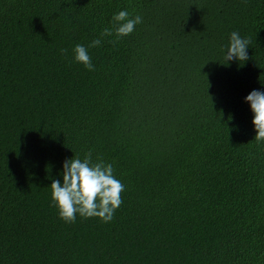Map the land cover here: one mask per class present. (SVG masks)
Listing matches in <instances>:
<instances>
[{
  "label": "trees",
  "instance_id": "trees-1",
  "mask_svg": "<svg viewBox=\"0 0 264 264\" xmlns=\"http://www.w3.org/2000/svg\"><path fill=\"white\" fill-rule=\"evenodd\" d=\"M121 9L143 21L89 49ZM248 60L223 63L229 34ZM60 49H64L63 53ZM264 0H0V264H264ZM125 185L112 221L67 223L62 162Z\"/></svg>",
  "mask_w": 264,
  "mask_h": 264
},
{
  "label": "clouds",
  "instance_id": "clouds-1",
  "mask_svg": "<svg viewBox=\"0 0 264 264\" xmlns=\"http://www.w3.org/2000/svg\"><path fill=\"white\" fill-rule=\"evenodd\" d=\"M143 18L139 14L131 15L127 9H121L112 16V27H105L98 38L87 46L76 44L72 49L73 60L89 71L94 64L89 49L101 45L104 37H124L131 34ZM248 40L238 31L229 34L228 43L223 52V63L248 60L246 49ZM65 50L60 49L63 53ZM251 113V125L254 137L264 140V88L252 89L244 97ZM61 179L50 183V202L55 207L59 218L67 223L74 222L79 215L83 218H97L101 222L112 221L115 211L122 203L121 193L125 185L114 174L111 162L97 158L93 160L89 151L83 158H67L62 162Z\"/></svg>",
  "mask_w": 264,
  "mask_h": 264
}]
</instances>
